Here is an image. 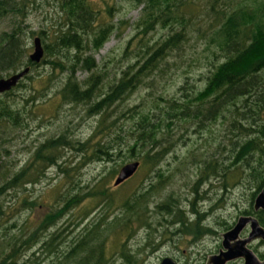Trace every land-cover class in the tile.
I'll return each instance as SVG.
<instances>
[{"label":"trees","instance_id":"trees-1","mask_svg":"<svg viewBox=\"0 0 264 264\" xmlns=\"http://www.w3.org/2000/svg\"><path fill=\"white\" fill-rule=\"evenodd\" d=\"M25 1L0 0V20L7 15L24 18ZM126 1L131 8L140 7L139 17L133 23L135 34L123 54L133 53L135 61L109 79L98 76L105 69L97 68L92 56L86 54L97 52L117 30L112 22V7H107L103 16L93 11L87 0H56L60 20L51 34V43L44 42L43 31L36 33L43 39L42 57L61 54L60 58L69 64V75L58 91L60 102L83 105L87 116L96 117L95 126L83 142L69 141L64 132L47 138L34 147L30 159L15 170L5 161L9 136L47 97L32 89L34 94L22 99L26 107L21 105L20 108L14 106V100L7 99L14 91L24 90V80H30L29 72L47 60L29 61L20 22L14 24L12 20L11 29L0 33V78L2 72L9 76L28 68L27 74L13 88L0 94V264H113L105 252L110 234L115 237L112 253L121 260L119 264H137L126 239L120 238L132 235L139 227L152 230L146 200L167 178L161 172H157L155 184L148 179L142 186L141 181L137 190L119 205H114L111 194L103 188L106 179L103 177L84 194L77 190L80 189L77 185V192L63 197L56 207H50L35 222L33 230L26 228L25 219L21 223L15 219L8 223L3 219L16 209L5 203V195L38 184L49 166L57 167L71 185L77 184L74 169L68 175L71 169L63 167L58 159L57 154L64 147L80 153L86 161H112L121 152L128 160L142 156L141 166L151 167V173L189 131L195 139L186 138L190 141L189 148L175 160L189 165V174L194 176L190 193L194 196L188 201V208H181L172 193L154 206L153 214L158 215L157 225L161 229L159 236L172 241L184 235L198 240L215 234L216 230L206 223L211 216L209 213L220 208L225 197L228 200L238 189L248 202V208L237 209L236 213L252 216L259 225H264V210L253 211L252 208L253 199L264 186V0ZM200 3L206 10L203 16L194 12L195 8H201ZM204 16L207 18L202 19ZM156 29L165 30V35L152 43L143 39ZM29 34L31 37L34 33ZM192 34L204 41L207 51L204 61L206 67H210L201 79L204 80L202 88L189 85V79L184 77L175 91L178 96H156L157 102L151 107L145 104L122 106L137 87L148 82L146 79L168 67V57L180 51ZM61 62L57 59L59 69ZM79 63L81 65L77 66ZM76 67L90 75L77 81L73 77ZM98 79L105 80V85L98 83ZM126 138H129L128 146L124 143ZM203 186L206 187L203 189ZM216 189L220 191L219 197H216ZM84 197L101 199L105 212L73 239L65 240L61 235L65 228L50 232ZM203 201H211L208 211L199 208L198 203ZM21 204L34 207L36 200ZM118 208L121 211L114 214ZM215 226L219 231H226L231 225L220 219L215 221ZM31 246L36 248L35 254L29 252ZM257 257L263 259L264 252H259Z\"/></svg>","mask_w":264,"mask_h":264},{"label":"rangeland","instance_id":"rangeland-1","mask_svg":"<svg viewBox=\"0 0 264 264\" xmlns=\"http://www.w3.org/2000/svg\"><path fill=\"white\" fill-rule=\"evenodd\" d=\"M20 0H15L19 2ZM91 5L93 11H98L105 16L106 8L112 7V22L117 30L114 31L109 39L102 45V47L95 53L88 52L86 55H91L97 68H101L104 72H100L98 76L105 78H112L117 76L119 71L124 69L128 64H133L135 58L133 53L124 54L126 44L135 34L133 30V23L137 20L140 13V7L131 8V4L126 0H87ZM27 10L25 17L12 18V15H7L6 18L0 20V33L8 32L11 29V21L15 23L20 22L21 38L26 45L27 55L32 52V39L37 37L38 31H43L44 42L51 43V34L55 29L56 23L60 20L59 12L57 13L56 0H26ZM22 4V3H21ZM203 4V3H202ZM200 3L201 8H195L194 12L199 16H203L204 7ZM24 11V9L22 10ZM187 11V9H186ZM17 16V15H16ZM107 17V16H106ZM206 19L207 17H201ZM122 21V24L118 22ZM30 32L34 34L30 37ZM165 35V30L156 29L154 32L146 34L144 40H149V43L156 41L159 37ZM42 40L40 37H38ZM42 45V44H41ZM207 55L205 51L204 41L197 40L195 35L192 34L190 39L181 45V50L173 52L168 57V67H164L163 71L152 75L148 82H143L136 90L133 91L123 102L122 106L131 107L134 105L145 104L151 107L156 104V96L169 94L176 95V89L184 77L188 78L189 85L196 86L201 89L204 83L203 79L207 74L210 67H206L204 57ZM44 56V55H43ZM61 54L42 57L47 60V63L36 67L33 71L29 72L30 80H24V90L18 89L13 92V95L8 97L7 100H14V106L20 108L21 105L25 106L22 99L34 94V91H39L47 97L46 101L32 109V114L25 116L20 127L16 128L12 133L10 140L7 143V157L5 161L10 165L11 169H16L26 163L32 154L34 147L44 142L47 138L55 137L60 132H64L69 141L78 140L83 142L91 135L95 126L94 116H87L84 111L83 105H74L72 103L60 102L58 91L63 85L65 77L69 75L68 63L61 59ZM64 58V57H63ZM69 58L70 55H69ZM57 59L62 62L61 69L57 66ZM72 59V58H71ZM49 61L55 62L54 64ZM77 66L81 65L76 64ZM104 73V74H103ZM1 77H7L6 72L1 73ZM9 75V74H8ZM90 73L84 72L80 67H76L73 77L77 81H82L87 78ZM98 79L105 85V80ZM150 81H154L153 84ZM44 97V98H45ZM26 107V106H25ZM195 139L194 135L188 131L186 136H183L181 143H177V147L164 156L161 163L152 169L151 167L142 164V156L140 159L128 160L124 158L125 153L121 152L112 161L103 162L95 160H82L80 153H75L69 147H64L60 154H57L58 159L61 161L63 167L71 169L68 175L74 169V180L76 185H71L69 180L61 174L57 167L49 166L44 171V178L38 184L27 185L25 188H19L13 194L5 195L4 201L6 204L16 207L17 212L14 210L5 218V222L10 223L13 219L19 220L20 223L25 219L26 228L33 230L35 222L38 221L50 207H56L61 204V199L76 193V186L78 185L81 194L87 193L92 185L98 182L101 178L106 177L103 188L111 194L112 199L115 201L114 205H119L124 198L130 197L132 191H136L139 185L144 186V183L150 181L155 184L157 172H161L167 176L165 183L158 185V190L150 192V196L146 200L148 221L152 230H145L144 228L135 227L132 235L122 236V240L126 239L127 247L135 253L137 264H159L162 258H170L176 264H203L206 257L213 253L217 247L220 246V235L225 231L217 230L215 221L224 219L228 221L231 226L234 224L236 218L239 216L236 213L238 210H245L248 208V202L245 200L243 193L238 189L229 196L225 197L222 206L216 208L209 214L211 215L206 223L211 226L216 233L213 235H204L198 240L192 239L191 235H184L176 237L172 241H168L164 236H159L161 229L158 227V215L153 214L154 206L158 205L166 195L171 194L177 196L181 208H188V201H191L194 194L190 193V182L194 179L192 174H189L188 164H179L175 158H181L185 155V151L189 148L190 141ZM129 138L125 139L126 145H129ZM172 142V140H171ZM124 148H121L123 151ZM82 160V161H81ZM130 161H137L140 163L139 168L134 173L133 177L126 180L124 183L117 187L112 186V182L116 176L118 169L125 163ZM188 162L187 160H185ZM115 170L113 174L110 171ZM110 175V179H108ZM112 175V176H111ZM149 179V180H148ZM73 180V179H72ZM142 181V182H141ZM141 182V183H140ZM140 183V184H139ZM206 186H203V189ZM216 191V197H219L220 191ZM198 194V193H197ZM211 194V192L209 193ZM36 200L34 207H29L27 204H21ZM220 200V198L218 199ZM100 201V202H99ZM228 201V202H227ZM99 202V203H98ZM58 203V204H57ZM253 203V202H252ZM211 201L199 202V208L202 211H208ZM36 205H38L36 207ZM116 211V212H115ZM121 210L118 208L114 210V214H118ZM105 212L101 199L94 200L93 198H82L81 201L73 208H70L52 227L50 232H55L56 229L65 228L61 234L65 240L73 239L82 230L83 227L90 224L93 219L100 216ZM84 213V214H83ZM98 213V214H97ZM241 216V215H240ZM70 223H75L71 225ZM230 226V227H231ZM63 230V229H62ZM218 231V232H217ZM248 229L245 228L239 234L240 238L246 237ZM125 235V234H124ZM114 236L110 234V238L105 243V252L108 259L113 260L110 263L119 264L121 262L117 256L113 255L114 250ZM251 249H256L259 253L264 252V241H252L250 244ZM36 248L31 246L30 253L35 254ZM254 252V251H253ZM112 253V254H111ZM255 253V252H254ZM257 253V254H258ZM256 254V253H255ZM256 254V255H257ZM46 260V259H44ZM229 264H242L241 260H235Z\"/></svg>","mask_w":264,"mask_h":264},{"label":"water","instance_id":"water-1","mask_svg":"<svg viewBox=\"0 0 264 264\" xmlns=\"http://www.w3.org/2000/svg\"><path fill=\"white\" fill-rule=\"evenodd\" d=\"M43 56V49L38 37L32 39V52L28 55L30 62L38 63ZM28 68H23L5 78H0V94L9 91L17 82L27 74ZM139 163L130 161L123 164L117 171L112 182L116 187L137 170ZM253 211L264 210V186L256 194L252 203ZM247 228L246 237L240 238L239 234ZM221 249L216 254L209 255L204 264H227L231 261L241 260L242 264H264V258L259 259L257 255L248 248V245L255 240H264V225L260 226L252 216H239L234 224L220 235ZM159 264H176L170 258H162Z\"/></svg>","mask_w":264,"mask_h":264},{"label":"flooded vegetation","instance_id":"flooded-vegetation-1","mask_svg":"<svg viewBox=\"0 0 264 264\" xmlns=\"http://www.w3.org/2000/svg\"><path fill=\"white\" fill-rule=\"evenodd\" d=\"M260 226H261V225H260ZM262 226H263V225H262ZM226 231H227V230H226ZM257 241H260V240H257ZM263 241H264V240H263ZM220 242H221V240H220ZM251 243H252V242H251ZM251 243H250V244H251ZM250 244L248 245V248H249L250 250H252V249L250 248ZM219 249H221L220 246L217 247V249H216L213 253H211L210 255L216 254V253L218 252ZM252 251H253V250H252ZM207 257H208V256H207ZM207 257H206V258H207ZM205 261H206V260H205ZM232 262H234V261H231V262H229V263H232ZM204 263H205V262H204ZM204 263H203V264H204ZM229 263H227V264H229Z\"/></svg>","mask_w":264,"mask_h":264}]
</instances>
